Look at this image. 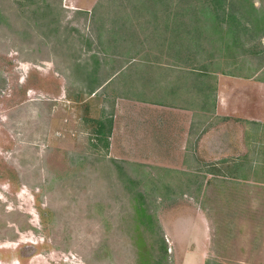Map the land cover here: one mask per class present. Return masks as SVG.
Segmentation results:
<instances>
[{
	"label": "rangeland",
	"instance_id": "1",
	"mask_svg": "<svg viewBox=\"0 0 264 264\" xmlns=\"http://www.w3.org/2000/svg\"><path fill=\"white\" fill-rule=\"evenodd\" d=\"M137 1L0 0V264H136L160 236L165 264H264V27L213 61L207 80L221 77L233 106L217 145L203 138L202 160L122 159L113 127L117 115L128 128L125 102L184 72L157 59L151 26L136 27L150 60L130 57L141 45L128 54L113 20L137 23L148 13ZM247 2L264 18V0ZM96 118L113 121L107 150L94 145ZM139 203L159 225L144 244Z\"/></svg>",
	"mask_w": 264,
	"mask_h": 264
},
{
	"label": "trees",
	"instance_id": "2",
	"mask_svg": "<svg viewBox=\"0 0 264 264\" xmlns=\"http://www.w3.org/2000/svg\"><path fill=\"white\" fill-rule=\"evenodd\" d=\"M134 7L137 10H147L148 13L137 16L138 22H133V25H131V21L134 18L132 15L126 18L129 20L128 24L124 21L125 16H118L113 20L115 33H118L119 30L123 32L127 30L129 32L127 41L132 39V44H129L128 54L131 55L132 51L140 47V45L142 46L139 50H135L136 52L130 57L135 59L137 55L145 62L150 60L149 58H151L152 54L145 45L147 38H141L140 31L136 27L139 25L142 28L151 26L153 30L151 31V39L155 41L156 48L159 49V57L156 55L157 59H162L166 56L172 59L170 60L171 65H168V67L184 68V72H177L181 75L184 74L186 81H188L189 75L195 74L199 76L200 87L198 89L200 91L197 90V94H200L203 99V107L216 90L214 83L207 80V78L212 76L217 78L218 70L214 66L213 61L218 58H226L223 53L227 51H229L227 52L229 57H236L234 52L241 47L243 35L249 32H257L264 27V18L256 15L257 7L253 4L249 5L247 0H138L137 5ZM161 8H179L184 13H175L174 15L167 13L163 16L159 15L160 13L158 12ZM120 19L124 22L119 28ZM128 32L125 33L128 35ZM122 67L119 66L116 72H120ZM124 73L125 71L120 72L119 76ZM221 73L234 74L233 71L224 70H221ZM176 77H178L177 74ZM108 80L109 77L98 83L96 87L90 90V93H94L98 87H102ZM174 81L175 76L174 79L167 83L168 91L166 92L160 91L162 88L156 86L157 94L154 98L148 97V85L146 83L143 84V87H140L143 90L139 91L138 95L131 97L142 102L163 104L167 101L166 99L170 93L174 94L176 91L174 87H170V83H174ZM171 85L174 86V84ZM93 121L95 122L93 133L95 134V139L99 141V143L94 145L98 147L101 144L106 150L109 149L113 127L112 119L96 118ZM131 183L133 184V182ZM136 208L140 221L138 228H140L139 232L142 234L139 241L144 244L145 239L147 240V237L144 236L146 229L151 228L153 232L156 227L159 228V225L142 203H139ZM141 229L145 230L141 231ZM154 235H159L158 231H154ZM154 235L152 234V237ZM155 242H158L157 246H155ZM155 242L151 243L145 252H139L136 264H165L168 259L167 241L165 237L160 236L159 239H155ZM207 264L212 263L207 262Z\"/></svg>",
	"mask_w": 264,
	"mask_h": 264
},
{
	"label": "crops",
	"instance_id": "3",
	"mask_svg": "<svg viewBox=\"0 0 264 264\" xmlns=\"http://www.w3.org/2000/svg\"><path fill=\"white\" fill-rule=\"evenodd\" d=\"M177 75L174 83H170L176 91L163 104L125 102L124 108L130 109L126 112H130L128 128L118 124L117 115L113 127L114 137L121 142L120 150L116 149L120 153L118 158L127 159L124 155H130L131 160L200 161L205 154L203 142L207 143L203 138H208L211 146L217 145L223 129L218 124L219 114L228 117V109L233 106L227 98H222L224 80L219 77L214 82L216 90L203 107L201 95L197 94L199 76L189 75L186 81L184 74ZM139 103L141 106L136 105ZM209 156L217 158V149L210 148Z\"/></svg>",
	"mask_w": 264,
	"mask_h": 264
}]
</instances>
